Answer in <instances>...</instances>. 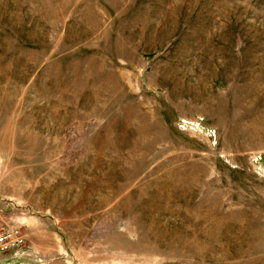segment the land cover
Segmentation results:
<instances>
[{
	"label": "rangeland",
	"instance_id": "rangeland-1",
	"mask_svg": "<svg viewBox=\"0 0 264 264\" xmlns=\"http://www.w3.org/2000/svg\"><path fill=\"white\" fill-rule=\"evenodd\" d=\"M0 264H264V0H0Z\"/></svg>",
	"mask_w": 264,
	"mask_h": 264
},
{
	"label": "built area",
	"instance_id": "built-area-1",
	"mask_svg": "<svg viewBox=\"0 0 264 264\" xmlns=\"http://www.w3.org/2000/svg\"><path fill=\"white\" fill-rule=\"evenodd\" d=\"M22 232L18 227L11 226L0 214V252H17L23 246Z\"/></svg>",
	"mask_w": 264,
	"mask_h": 264
}]
</instances>
